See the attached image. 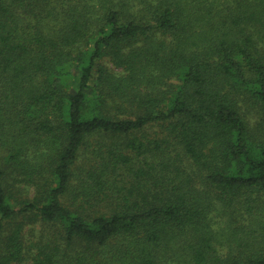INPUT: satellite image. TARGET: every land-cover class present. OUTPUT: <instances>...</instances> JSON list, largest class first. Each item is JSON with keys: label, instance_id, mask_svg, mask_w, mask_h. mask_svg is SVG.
Returning <instances> with one entry per match:
<instances>
[{"label": "trees", "instance_id": "16d2710c", "mask_svg": "<svg viewBox=\"0 0 264 264\" xmlns=\"http://www.w3.org/2000/svg\"><path fill=\"white\" fill-rule=\"evenodd\" d=\"M0 264H264V0H0Z\"/></svg>", "mask_w": 264, "mask_h": 264}]
</instances>
